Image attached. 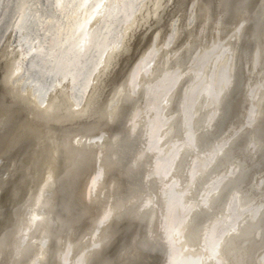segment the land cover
Here are the masks:
<instances>
[{
	"label": "bare ground",
	"instance_id": "1",
	"mask_svg": "<svg viewBox=\"0 0 264 264\" xmlns=\"http://www.w3.org/2000/svg\"><path fill=\"white\" fill-rule=\"evenodd\" d=\"M262 58L264 0H0V264H264Z\"/></svg>",
	"mask_w": 264,
	"mask_h": 264
},
{
	"label": "snow or ice",
	"instance_id": "2",
	"mask_svg": "<svg viewBox=\"0 0 264 264\" xmlns=\"http://www.w3.org/2000/svg\"><path fill=\"white\" fill-rule=\"evenodd\" d=\"M128 54H130V52H129L128 49L126 48V49H125V52H124V55H128ZM262 64H264V58H262ZM119 67H120V63H115V64H113L109 69H106V72H107V78H106V79L110 78V77L115 73V71H116ZM104 82H105V81H104ZM120 87H121V84H120L118 87H116L115 90L120 89ZM202 184H203V182H201V186H202ZM107 219H108V216L105 215V216H104V219L100 221L101 225H103V223H104Z\"/></svg>",
	"mask_w": 264,
	"mask_h": 264
},
{
	"label": "water",
	"instance_id": "3",
	"mask_svg": "<svg viewBox=\"0 0 264 264\" xmlns=\"http://www.w3.org/2000/svg\"><path fill=\"white\" fill-rule=\"evenodd\" d=\"M243 44H244L245 47H249L250 46V43H249L248 39L247 40L244 39Z\"/></svg>",
	"mask_w": 264,
	"mask_h": 264
}]
</instances>
